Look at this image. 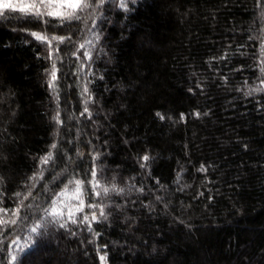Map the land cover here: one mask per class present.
<instances>
[{
	"label": "trees",
	"instance_id": "1",
	"mask_svg": "<svg viewBox=\"0 0 264 264\" xmlns=\"http://www.w3.org/2000/svg\"><path fill=\"white\" fill-rule=\"evenodd\" d=\"M119 2L0 19V207L24 204L0 264L36 223L23 264H264V0ZM75 179L98 207L73 224L57 194Z\"/></svg>",
	"mask_w": 264,
	"mask_h": 264
},
{
	"label": "snow or ice",
	"instance_id": "2",
	"mask_svg": "<svg viewBox=\"0 0 264 264\" xmlns=\"http://www.w3.org/2000/svg\"><path fill=\"white\" fill-rule=\"evenodd\" d=\"M132 3H135V0H131ZM106 3V0H18V2L14 3L13 0H0V19H8L6 12H20L24 16H35L37 18L43 19L45 16L48 17H54L59 19L62 23L65 21H71V20H81L82 16L81 13L85 12L88 9H92L93 13L100 8L102 5ZM119 7L124 9L125 11H128V0H120ZM31 35L39 41L42 42H48L49 37L46 35H42L41 33L32 32ZM65 38L64 37H57L52 36L51 40H57L60 42H63ZM86 43H91V41H86ZM85 45L81 44L80 47L83 48ZM85 57L88 59H91L90 53H85ZM49 58H51V53L49 54ZM57 68L55 63H53L51 71L49 72L50 79L48 80V86L50 89H53L55 91L56 89V80H57ZM85 94L88 93V89L85 87L84 89ZM91 97L89 96V100ZM87 104V101L85 102ZM85 112H88V108L85 107ZM158 116H160L161 119H164L163 116L160 115V113H157ZM183 118V116L181 117ZM53 119L56 121L57 124L62 123L60 120L59 112H57L56 116L53 117ZM57 144L53 143L51 145V149H56ZM93 159H97V157H93ZM143 160L147 161L149 160V157L145 155L143 157ZM53 161V151H49L45 156L40 158L41 165H47L50 162ZM144 167V165H141ZM203 170V169H202ZM38 175H43L42 172H40ZM92 177L93 181H89V183H92L93 191L100 187L99 181L97 178V168H92ZM36 176L31 177L30 179H35ZM2 179V178H0ZM94 182V183H93ZM69 185H73V187L69 188ZM69 185H65V187L61 190L60 193L57 195L61 196L63 199L60 201V203H64L67 206L68 200H75L78 201L77 205H73L70 207V210L68 211L67 215L69 216L71 223L75 224L77 223V220L75 218L77 212H82L85 207H98V205L95 204H85V196L87 195L86 191L84 190V181L75 179L70 180ZM117 191L115 186L112 187V189H109L107 187L103 188L102 191L107 194L109 191ZM119 191H123V189H120ZM17 197L21 195V193L15 194ZM28 195H31L29 192ZM96 195H100L99 192H96ZM24 199H27V196L24 197ZM57 201H53V205L51 207V211L49 212L50 215L56 217L63 215L62 212L59 211L57 208ZM24 206L23 200H20V205L13 210H8L5 208L0 207V213H3V215H0V234H2L3 226L5 225H14L17 223L16 217L20 215V207ZM28 207H31L30 205ZM48 211V210H46ZM9 213H11V218L6 219L5 217L9 216ZM101 216H105V213L103 210L100 212ZM91 219L95 221L97 219L95 214H92ZM88 221V216H85L80 223H86ZM60 227H66L65 223H61ZM88 230L92 231L91 224L88 225ZM31 234L25 239L24 243H20L19 238L12 240L11 244H9L8 250L10 253V258L8 260V264H23V261L21 259V254L26 253V251L31 250L36 244L39 243V239L45 235L46 229L44 228V225L42 223H36L35 226L31 227L30 229ZM75 233H73L74 235ZM98 235V233H96ZM13 246H15V249H13ZM101 264H104L105 262V256L100 257Z\"/></svg>",
	"mask_w": 264,
	"mask_h": 264
},
{
	"label": "rangeland",
	"instance_id": "3",
	"mask_svg": "<svg viewBox=\"0 0 264 264\" xmlns=\"http://www.w3.org/2000/svg\"><path fill=\"white\" fill-rule=\"evenodd\" d=\"M14 3H16L17 1L16 0H13Z\"/></svg>",
	"mask_w": 264,
	"mask_h": 264
}]
</instances>
